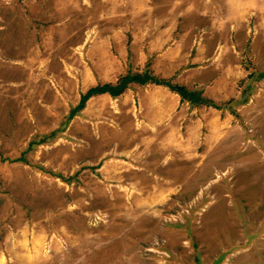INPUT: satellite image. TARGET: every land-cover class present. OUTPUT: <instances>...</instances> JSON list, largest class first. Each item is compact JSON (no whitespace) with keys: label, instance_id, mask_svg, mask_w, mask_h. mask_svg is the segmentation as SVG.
<instances>
[{"label":"rangeland","instance_id":"rangeland-1","mask_svg":"<svg viewBox=\"0 0 264 264\" xmlns=\"http://www.w3.org/2000/svg\"><path fill=\"white\" fill-rule=\"evenodd\" d=\"M220 3L0 0V264H264V22L253 27L264 0H230L237 24L241 3L252 12L229 35L208 26ZM149 33L182 58L84 54L90 40L124 48ZM156 64L176 70L156 80L200 100H181L166 156L143 143L154 125L78 107L88 89Z\"/></svg>","mask_w":264,"mask_h":264},{"label":"crops","instance_id":"crops-1","mask_svg":"<svg viewBox=\"0 0 264 264\" xmlns=\"http://www.w3.org/2000/svg\"><path fill=\"white\" fill-rule=\"evenodd\" d=\"M245 1V0H244ZM246 3H241L239 5V8L234 10V12H238L240 14V18L238 20V24L237 21H233L230 18V13H231V8H230V0H222V3L215 5L214 7V13H216L217 17L216 19H214V15L212 16L211 20H208L209 24L208 26H211L213 28H218V29H223L226 31V34L229 35L230 33V29L231 27H246L247 25H241V22H243L244 20L241 18L242 14L241 13H248V12H252V9H250L249 7H246L245 5ZM181 15L180 13L177 15L176 13V19L180 18ZM254 22H256L255 25H253V27L257 28L263 25L264 20L263 19H256L254 20ZM166 23V21H165ZM164 23V24H165ZM178 24V21L176 23V26ZM216 33H219V31H216ZM259 34H263L262 31L258 32ZM153 34L149 33V35L147 37H149V39L144 38L142 41H140V43H138L137 45H133L131 44V46H121V44H118V47L113 45L108 48V45H112L113 43L111 41H114L112 39H102V40H96V41H89L88 44L91 45H87V42L84 43L87 45V50L84 51V54H94L95 57L93 55H91L92 58H96L97 60L99 59H120V60H124L128 58V53L129 52H137L138 54H140V56H142L145 60V62H151V61H156L154 63H157L158 61H162V60H167L170 59V54L172 53H176L177 55H179V58H182V52L177 51V48L173 49L172 46H169V43H172L171 40H167L166 43H163L161 41L157 42L155 40L154 37L151 36ZM216 42V40H215ZM220 42V41H217ZM175 43V42H174ZM120 45V46H119ZM172 45V44H170ZM90 46V47H89ZM175 46V45H174ZM89 47V48H88ZM113 49V52H111L112 57H109V52L110 50ZM215 51L213 52V54L210 56H207L205 60H207V64L204 67V71L205 72H213L211 67V64L214 63V55H215ZM200 54H196L195 56H193L192 54L190 55V59L192 60H199L201 59L200 56H203L202 54L199 56ZM176 57V56H175ZM189 58V57H187ZM205 58V57H204ZM101 61V60H100ZM212 61V62H210ZM150 65V63L148 64ZM176 67H179L178 64H174ZM112 67V66H111ZM149 68H151L152 71V77L156 79L157 78H161L158 77V75H163V76H171V75H175V71L170 70L167 72H158V67L157 64L156 65H152L151 67L148 66ZM214 69V68H213ZM215 72V71H214ZM103 74V73H102ZM119 74V73H118ZM117 74V75H118ZM216 74V73H215ZM162 76V77H163ZM118 76H115L114 79H110L107 81L106 84H111V85H115L116 82L118 81ZM183 84V83H182ZM199 87L205 86L204 89H202L204 92L203 94H201L200 92V96H203L204 98V94L207 93V97L208 99H212L215 98V95L217 97H219L218 92L219 90V85L218 84H208L206 85L205 83H201L199 82ZM212 85V86H211ZM209 87H212L209 88ZM140 90V91H137ZM135 91V92H134ZM137 91V93H136ZM230 92V90L228 88L223 89L222 92V101H224L225 99H228V96L230 95H226ZM86 93V91L83 93V95ZM214 94V95H213ZM213 96V97H212ZM81 98V97H80ZM213 100V99H212ZM211 100V101H212ZM80 101V99H79ZM226 101V100H225ZM110 102L111 105H107L106 103ZM122 103V105H120V103ZM214 104V103H213ZM217 105V104H215ZM108 106L109 110H110V115L108 116ZM182 106V101L181 98L178 94H176L175 92L171 91L167 86L164 85H156L152 82H149L147 84H142L139 86L134 87L133 84L128 85L125 90L116 96H112L109 93H104V94H97V95H93L91 96L84 104V107L82 108L83 110L80 111V115L82 117H85L86 119H97V118H107L110 117L109 120H112V116L113 113L116 114V116L123 114V116H128V118H131V123H133L134 128L137 125V127H139V125H154L155 129L154 131L152 129H148L149 133H144V135L148 136V137H144L143 138V143L144 145H147L148 141L145 140H149V142H154V144L156 145L155 147H152L150 149H152V151L150 153H153V155H157V156H166L165 150H166V146L168 143V139L175 140V133L172 134L174 126L175 129H177V123H179L178 120H180V118L182 119V116L179 115V108ZM218 106V105H217ZM212 108H214V106H211ZM216 107V106H215ZM116 108V109H115ZM215 112L220 113L219 110H215L213 109ZM117 112V113H116ZM105 113H107V116H105ZM86 122V121H84ZM173 127V128H172ZM153 131V133H151ZM174 136V137H173ZM147 142V143H146ZM151 143H148V145L151 146ZM173 145V144H172ZM135 148V147H134ZM142 148H146V147H140L138 148L139 151L142 150ZM129 149H127L128 151ZM135 150V149H134ZM154 150V152H153ZM164 151V152H163ZM138 154V153H136ZM133 155V154H132ZM161 162V160H160Z\"/></svg>","mask_w":264,"mask_h":264},{"label":"trees","instance_id":"trees-1","mask_svg":"<svg viewBox=\"0 0 264 264\" xmlns=\"http://www.w3.org/2000/svg\"><path fill=\"white\" fill-rule=\"evenodd\" d=\"M149 82H152L156 85H164L167 86L171 91L175 92L176 94H178L181 97V100H186L189 103H194L193 101H200L197 99V97L194 99V97H192L191 100H189L190 98H186L188 96V93L186 94V90L183 87H170L168 84L165 83V81H159L156 80L155 78H153L150 75H128L124 78H121L119 80V82L115 85H111V84H104L101 86H96L93 88H90L86 91V93L84 95L81 96L80 101L78 103V107L79 108H83L85 102L93 95H97V94H104V93H109L112 96H116L121 94L125 88L127 87V84L130 83H138V84H147ZM187 95V96H186ZM199 94L197 93V96ZM202 98V97H201ZM202 101L204 102L205 100L202 98ZM206 103H210L209 101H205ZM193 105V104H192ZM208 105H212V104H208Z\"/></svg>","mask_w":264,"mask_h":264}]
</instances>
